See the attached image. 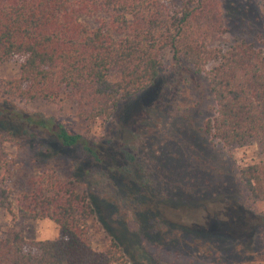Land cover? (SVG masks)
Returning <instances> with one entry per match:
<instances>
[{
	"label": "trees",
	"instance_id": "1",
	"mask_svg": "<svg viewBox=\"0 0 264 264\" xmlns=\"http://www.w3.org/2000/svg\"><path fill=\"white\" fill-rule=\"evenodd\" d=\"M256 3L264 8V0ZM223 10L222 0H0V62L22 59L19 76L0 81V139L23 153L37 143L41 149L32 157L39 162L53 151L76 152L66 177L43 172L18 190L16 212L10 208L15 228L0 240V264H131L114 237L103 251L94 249V200L134 208L121 188L125 179L160 199L172 193L146 140L116 137L111 125L125 103L159 89L161 104L171 100L180 113L200 76L215 102V116L200 129L225 149L259 145L260 161L240 167L238 178L249 200L264 205V49L256 45L257 39L264 44V34L253 41L235 37L227 50H211L208 40L220 32L215 19ZM91 18L99 21L91 24ZM165 52L172 54L168 65ZM15 100L70 101L85 132L20 110ZM97 124L110 126L100 139L87 132ZM9 205L0 189V209ZM259 215L263 225L252 248L264 243ZM43 219L55 223L58 237L29 241L24 224Z\"/></svg>",
	"mask_w": 264,
	"mask_h": 264
},
{
	"label": "rangeland",
	"instance_id": "2",
	"mask_svg": "<svg viewBox=\"0 0 264 264\" xmlns=\"http://www.w3.org/2000/svg\"><path fill=\"white\" fill-rule=\"evenodd\" d=\"M171 1L161 0L164 4ZM222 3L224 10L215 19L220 32L208 40L211 50H227L235 37L253 41L264 34V8L256 0ZM97 21L89 19L91 24ZM256 45L264 49L259 39ZM171 59L172 54L165 52V65ZM21 62L18 57L0 62V81L18 77ZM213 64L210 62L208 68ZM196 82L182 101L180 113L171 100L161 104L160 89L156 96L150 92L121 107L116 124L111 125L116 128L115 136H127L125 140L131 143L146 140L147 154L157 161L154 167L172 194L160 199L125 179L121 181L123 194L138 206L130 202L134 208L125 204L118 208L105 199L94 200L96 216L90 221V235L96 251H103L114 237L131 264H264V243L260 240L251 247L253 235L263 225L259 214H264V205L249 200L238 178L240 167L260 161L261 148L256 142H248L225 149L201 131L215 116V102L204 77ZM15 105L30 114L52 117L70 132H85L70 101L26 104L15 100ZM109 128L104 130L97 124L87 132L100 139ZM27 147L23 153L12 141L0 139V189L6 190L12 202L8 209H0V240L9 228H15V213L10 208L16 212L18 190L43 172L55 171L66 177L69 163L76 158L75 151L58 150L49 153L46 162H39L32 154L35 156L41 146L29 143ZM24 229L29 241L56 239L59 235L50 219L26 222Z\"/></svg>",
	"mask_w": 264,
	"mask_h": 264
}]
</instances>
